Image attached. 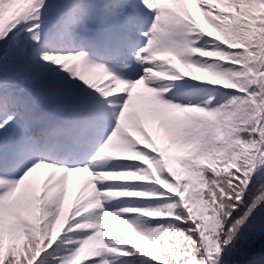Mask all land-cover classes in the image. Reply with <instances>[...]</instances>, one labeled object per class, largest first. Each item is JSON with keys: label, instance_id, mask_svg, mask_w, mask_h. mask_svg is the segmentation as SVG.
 <instances>
[{"label": "snow or ice", "instance_id": "1", "mask_svg": "<svg viewBox=\"0 0 264 264\" xmlns=\"http://www.w3.org/2000/svg\"><path fill=\"white\" fill-rule=\"evenodd\" d=\"M0 264H264V0H0Z\"/></svg>", "mask_w": 264, "mask_h": 264}, {"label": "trees", "instance_id": "2", "mask_svg": "<svg viewBox=\"0 0 264 264\" xmlns=\"http://www.w3.org/2000/svg\"><path fill=\"white\" fill-rule=\"evenodd\" d=\"M112 223H113V225L115 224V226H113V227H115L117 229H119V227H121V225L119 224L118 221H113ZM133 236H134V234H133ZM134 238L137 240V242H140V240H141V238H139V237H134Z\"/></svg>", "mask_w": 264, "mask_h": 264}, {"label": "rangeland", "instance_id": "3", "mask_svg": "<svg viewBox=\"0 0 264 264\" xmlns=\"http://www.w3.org/2000/svg\"><path fill=\"white\" fill-rule=\"evenodd\" d=\"M198 16L200 17V20L205 23V21L203 20L202 14L198 13ZM202 27H204L206 30H208V28L206 26H202Z\"/></svg>", "mask_w": 264, "mask_h": 264}]
</instances>
